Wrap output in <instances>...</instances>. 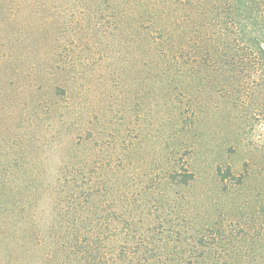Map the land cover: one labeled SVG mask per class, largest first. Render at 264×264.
Returning a JSON list of instances; mask_svg holds the SVG:
<instances>
[{"label":"rangeland","instance_id":"rangeland-1","mask_svg":"<svg viewBox=\"0 0 264 264\" xmlns=\"http://www.w3.org/2000/svg\"><path fill=\"white\" fill-rule=\"evenodd\" d=\"M205 5L0 0V264H264V69Z\"/></svg>","mask_w":264,"mask_h":264},{"label":"trees","instance_id":"trees-1","mask_svg":"<svg viewBox=\"0 0 264 264\" xmlns=\"http://www.w3.org/2000/svg\"><path fill=\"white\" fill-rule=\"evenodd\" d=\"M205 2V47L209 53L246 51L248 60L257 61L264 69V0ZM230 59L233 64L237 63L234 57Z\"/></svg>","mask_w":264,"mask_h":264}]
</instances>
